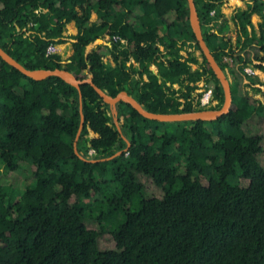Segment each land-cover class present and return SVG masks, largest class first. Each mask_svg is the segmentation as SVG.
I'll return each instance as SVG.
<instances>
[{
    "label": "trees",
    "instance_id": "obj_1",
    "mask_svg": "<svg viewBox=\"0 0 264 264\" xmlns=\"http://www.w3.org/2000/svg\"><path fill=\"white\" fill-rule=\"evenodd\" d=\"M243 1L231 28L224 0H194L231 78L230 110L213 120L160 122L119 101L117 126L91 84L34 80L0 58V264H264V103L249 91H260L258 75L243 72L264 71V1ZM69 22L77 32L63 62L47 49L65 41ZM0 47L28 69L63 67L111 96L124 90L150 112L224 100L187 0H0ZM204 77L209 106L195 94ZM109 182L125 217L105 230L82 200Z\"/></svg>",
    "mask_w": 264,
    "mask_h": 264
},
{
    "label": "water",
    "instance_id": "obj_2",
    "mask_svg": "<svg viewBox=\"0 0 264 264\" xmlns=\"http://www.w3.org/2000/svg\"><path fill=\"white\" fill-rule=\"evenodd\" d=\"M264 1V0H262ZM188 4V12H189V23L190 27L195 35V38L198 42L200 52L203 54V56L206 58V61L208 65L210 66L211 70L215 74V76L218 78L220 85L223 89L224 93V100L223 104L218 109H201V110H195V111H188V112H179V113H155L150 112L147 109L144 108V106L139 103L134 97L129 95L126 91L122 90L119 91L115 96H111L107 93L106 90L99 88L97 85L93 83L91 78H85V79H79L75 77L70 71L66 70L63 67H55V68H36V69H28L24 67L22 64H20L17 60H15L12 56H10L3 48L0 47V58L14 67L15 69L19 70L21 73H23L25 76L34 79V80H42L44 78H47L49 76H57L62 78L67 83L75 86L78 90H80V84L82 83H89L93 86V88L96 90V92L100 95V97L108 103L113 112H116V103L119 101H123L127 104H129L131 107H133L135 110L138 111L139 114H141L143 117L156 120L160 122H176V121H191V120H213L217 119L218 117L226 114L230 110V105L232 102V96H231V86H230V79L227 76V73L225 70H223L219 64L214 59L210 49L205 43V40L201 33V27L198 17V12L194 3V0H187ZM103 42L102 38L98 37L96 39V43ZM81 96V95H80ZM83 122V116L81 114V122H80V128L81 129ZM120 131V128L117 127ZM79 131L77 133V136L79 134ZM124 137V136H123ZM125 138V137H124ZM77 139V137H76ZM126 139V138H125ZM127 141V139H126ZM127 146H129V142L127 141ZM74 150L75 152L81 156L74 144ZM121 151L116 152L112 156L103 158V159H110L116 155H118ZM82 157V156H81Z\"/></svg>",
    "mask_w": 264,
    "mask_h": 264
},
{
    "label": "rangeland",
    "instance_id": "obj_3",
    "mask_svg": "<svg viewBox=\"0 0 264 264\" xmlns=\"http://www.w3.org/2000/svg\"><path fill=\"white\" fill-rule=\"evenodd\" d=\"M242 4H243V7L246 6V3L241 0ZM229 9H232L231 6L229 7ZM228 9V10H229ZM95 16V14H92L91 15V18H93ZM252 22H255V26L256 29L255 31L256 32H259V29H258V22L260 21V16L257 15V14H254L252 16ZM72 22H69L68 23V26H72L71 25ZM65 41L63 43H60V44H57V46L55 45V51L57 50V48H60L61 50V57H62V60L63 62L66 60V58L68 57L70 51H71V43L73 40H70V35L68 33V29L66 28L65 29ZM102 40L104 42L107 41L108 39V36L106 35V33H104L102 35ZM96 40L89 44L87 46V49H90L94 44H95ZM196 54H199V51H196ZM251 66V65H250ZM193 67H196V65L194 64ZM151 69L152 70H156V66L155 65H151ZM255 69V68H254ZM256 70V69H255ZM256 72H259L257 75L259 77V83H256L254 84V87H257L260 89L259 92H256L254 91L251 87L249 88V91H250V94L256 98V99H259L261 102L264 103V71H259V70H256ZM227 73V76L228 78L230 79L231 81V78L229 76V73ZM246 74V73H245ZM245 83H247L248 81L245 80L244 81ZM110 113L112 115V119H113V122L118 126V121H117V111L116 112H113L111 106H110ZM210 155V154H209ZM92 158H90L91 160ZM227 181L230 183V184H233L235 183L236 181V177H233V176H229L227 178ZM107 186H101V193L99 195H92L91 196V202H83L82 200V205L85 207V211L86 212H90L92 214H97V215H102V218H103V227L105 230H111L113 229L118 223H120L124 217H125V212L124 210H122L121 208H115L113 206V203H112V199L111 196H118V191L119 189L117 188V184L116 183H112V182H109L108 184H106ZM138 200V198L135 196V198H133V203H136V201ZM134 206H132L133 208Z\"/></svg>",
    "mask_w": 264,
    "mask_h": 264
},
{
    "label": "built area",
    "instance_id": "obj_4",
    "mask_svg": "<svg viewBox=\"0 0 264 264\" xmlns=\"http://www.w3.org/2000/svg\"><path fill=\"white\" fill-rule=\"evenodd\" d=\"M213 13L214 11L210 12V14ZM184 45L187 47V50L194 51L196 53L194 46L191 42L186 41ZM47 50L48 52L55 51V45H50ZM243 72L248 75L259 73L256 72V70L252 66H245ZM195 94L197 95V99L200 100L201 105L209 106L214 102L213 84L209 82L206 77L198 81V88L195 90Z\"/></svg>",
    "mask_w": 264,
    "mask_h": 264
},
{
    "label": "crops",
    "instance_id": "obj_5",
    "mask_svg": "<svg viewBox=\"0 0 264 264\" xmlns=\"http://www.w3.org/2000/svg\"><path fill=\"white\" fill-rule=\"evenodd\" d=\"M230 6H231L232 9H229ZM237 8H245V7H243V4H242L241 0H224L223 4L221 5V12L224 13L226 15V17L229 19V25H230L231 28L233 27V21L231 20V17L233 15L235 9H237ZM90 19H91V21H94L96 19V14H95V16L93 18L90 17ZM252 24H253L254 29H256L257 26H255V22H252ZM71 25L72 26H70V25L68 26V23H67V25L65 27V29L66 28L68 29V33L71 34L70 36L76 34V32H77V28H76V26L74 25L73 22L71 23ZM65 34L66 33L64 31V35ZM70 40H74V39L70 38ZM56 52L61 54L60 53L61 52L60 48H57Z\"/></svg>",
    "mask_w": 264,
    "mask_h": 264
}]
</instances>
